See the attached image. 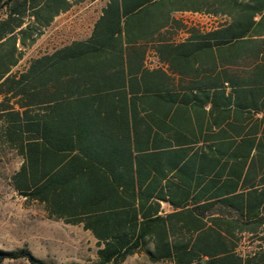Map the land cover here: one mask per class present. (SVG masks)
Segmentation results:
<instances>
[{"label":"trees","instance_id":"trees-1","mask_svg":"<svg viewBox=\"0 0 264 264\" xmlns=\"http://www.w3.org/2000/svg\"><path fill=\"white\" fill-rule=\"evenodd\" d=\"M83 1L0 0V148L22 159L11 177L15 191L41 205L48 217L89 231L96 240V264H119L139 252L151 262L264 264V115L251 121V136L221 145L227 177L195 183L202 186L187 210L153 216L144 197L151 184L141 191L144 168L138 164L160 154L137 153L138 123L131 140L122 123V97L126 89L134 95L129 106L136 116L138 104L152 105L147 99L161 91L165 74L145 69L123 85L120 71L106 74L104 68L115 57L109 52L123 47L199 51L205 64L195 71H203L204 84L223 79L229 86L222 91L230 89L228 95L240 100L237 107L264 114V0H108L89 40L35 57L12 72L55 17ZM176 12L220 21L201 32L175 20ZM174 26L187 31L184 42L165 35ZM115 120L119 132L93 129V122L105 121L113 128ZM240 130L234 126L233 137ZM175 142L183 143L178 137ZM150 238L153 246L147 245ZM16 259L49 264L27 249L0 250V263Z\"/></svg>","mask_w":264,"mask_h":264},{"label":"crops","instance_id":"crops-1","mask_svg":"<svg viewBox=\"0 0 264 264\" xmlns=\"http://www.w3.org/2000/svg\"><path fill=\"white\" fill-rule=\"evenodd\" d=\"M95 1L85 0L57 16L58 18L66 17L73 8L81 6L75 12L79 15L80 21L75 25V30L82 33L86 21L90 27L87 34L81 35L80 38L72 42H84L91 38L94 24L102 15V10L108 2L107 0L101 6L93 20ZM187 15L208 18L210 23L201 24L187 20ZM172 17L185 24L187 28L194 26L201 32L216 27L220 21L216 17L192 12H176ZM161 32H165V29ZM165 35L175 43L184 42L188 38L187 31L176 26L169 28ZM72 42L57 49L68 46ZM109 53L114 54L115 57L107 61L108 64L104 66L105 73L112 74L120 71L122 81L125 83L123 85H126L128 79L134 74L138 76L139 72L145 69L160 70L165 74L160 77V80H163L159 82L161 91L147 99L152 105L144 106V108L137 102V113L134 117L129 106L130 98L134 95L126 89V96L122 97L126 103L122 123L131 140L133 124L135 121L138 123V154H160L159 158L140 160L138 164L144 168L140 170V179H143L141 191L151 184L144 197L148 199L147 206L152 208L153 216H166L187 210L192 206L195 193L205 182L217 179L219 174L221 179L227 177V166L224 170L221 169V165L226 163L225 158L220 156L221 145L227 140L239 142L244 134L250 135L251 121L264 114L261 111L237 107L235 104L240 100L235 99L233 95H228L230 89L222 91V88L229 86L225 80L216 79L211 87L204 84L203 71H195L202 70L204 67L205 59L202 52L188 48L138 46L123 47L119 51ZM199 54L200 57H198ZM216 65L219 69V65ZM137 83L136 89L142 93L143 86L140 84L141 82ZM95 97L97 96L93 93V104L97 102ZM114 99L116 100V97ZM94 108L95 106H93V110ZM118 113L115 114L118 115ZM119 122L115 120L113 128H111V122L105 121L102 126L93 122V129H113V132L116 133L120 131ZM234 126L241 128L239 137H233L232 128ZM146 135L149 136L147 139ZM177 137L183 143H176ZM161 142L164 145H159ZM133 147L132 145L131 151L135 154ZM131 165H135L134 161ZM247 166L248 162L245 164L241 178L245 175ZM197 182L202 185L199 184L195 188L194 185ZM151 239L148 240V246L154 245ZM169 239L171 238L169 237Z\"/></svg>","mask_w":264,"mask_h":264},{"label":"rangeland","instance_id":"rangeland-1","mask_svg":"<svg viewBox=\"0 0 264 264\" xmlns=\"http://www.w3.org/2000/svg\"><path fill=\"white\" fill-rule=\"evenodd\" d=\"M107 0H96L93 5V20ZM81 8L72 9L66 17L55 18L44 29L36 42L25 48L23 57L12 69L22 71L28 62L38 56L51 53L80 36L87 34L89 24L80 33ZM3 13L0 14L2 17ZM187 20L209 24L210 20L197 15H187ZM22 159L15 152L0 148V250L5 252L27 249L37 259L49 264H96V240L81 225L65 223L61 219L48 217L43 207L25 201L13 188L11 177L19 169ZM0 264H29L23 259L4 260ZM119 264H172L168 261L151 262L144 253H135Z\"/></svg>","mask_w":264,"mask_h":264}]
</instances>
